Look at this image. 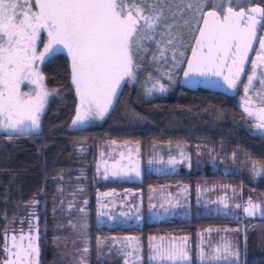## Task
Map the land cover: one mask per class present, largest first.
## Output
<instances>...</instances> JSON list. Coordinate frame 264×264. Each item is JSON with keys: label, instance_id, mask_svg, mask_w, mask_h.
Instances as JSON below:
<instances>
[{"label": "snow or ice", "instance_id": "1", "mask_svg": "<svg viewBox=\"0 0 264 264\" xmlns=\"http://www.w3.org/2000/svg\"><path fill=\"white\" fill-rule=\"evenodd\" d=\"M148 41L156 44L153 62L163 60L168 63L170 54L173 68L186 65L182 69L183 83L189 86L216 83L210 78L217 77L227 88L235 89L250 61L245 93L254 82L258 81L259 88L255 101L246 100L244 111L258 120L255 128L264 137V0L260 3L254 0H0V129L19 135L40 133L49 98L59 93L48 90L38 64L55 63L61 54H66L70 85L78 99L71 126L104 120L117 100L122 84L137 82ZM256 43L258 48L254 47ZM38 45L43 46L42 50H38ZM189 51L190 56L186 55ZM254 51L255 58H251ZM167 76L174 82L171 72ZM25 82L35 86L32 91H21V84ZM148 83L151 87L145 90L149 96L168 91V85L151 73L145 85ZM255 103L260 107H254ZM111 143L116 145V141ZM123 147L129 148L128 155L120 152V159L112 164L110 172L104 161V179H108L109 174L116 178L133 173L137 177L141 175L138 142L134 148L137 158H133V149L128 142ZM180 157L177 160L175 156H169L167 161L160 157L159 162L174 166L189 159L183 151ZM125 159L127 164L121 165ZM153 162L152 159L148 161L150 165ZM36 203L38 201H31L29 206ZM60 203L63 205L64 201ZM83 203L87 205L88 201ZM166 203L171 208L165 204L159 206L164 213L179 206L178 202ZM220 203L225 202L221 199ZM107 207L103 200L99 201L98 219L108 215L104 211ZM156 207L150 204L149 210ZM73 210L82 218L87 216L84 207L77 208L74 200L67 201L69 216ZM243 211L253 216L261 211V203L249 198ZM120 215L127 217L129 214ZM32 219H35L34 213ZM32 219L28 221L27 231L21 227L18 232L13 229L14 234L10 237L5 235L3 251L8 258L3 264H38L39 236L34 234L38 229ZM108 219L116 221L114 216ZM20 223L23 225L24 220ZM68 226L76 230L78 224L69 219ZM79 228L86 236L87 223H80ZM188 243L187 237L181 240L149 237L148 261L150 264H192ZM203 244L202 239L198 245L200 264L206 258L214 262L235 260L239 256L231 241H223L214 249L215 254L209 252L207 257ZM105 245H122L116 251L125 256L141 250L138 237H97V249L101 250ZM208 246L211 249L210 241ZM82 251H89L86 239Z\"/></svg>", "mask_w": 264, "mask_h": 264}, {"label": "trees", "instance_id": "2", "mask_svg": "<svg viewBox=\"0 0 264 264\" xmlns=\"http://www.w3.org/2000/svg\"><path fill=\"white\" fill-rule=\"evenodd\" d=\"M254 2L260 3L261 0ZM150 57V50L143 54L137 82L122 84L117 100L104 120L78 127L70 125L76 97L70 85L66 55L61 54L55 63H41L40 70L45 76L48 90H55L59 94L49 98L42 116L40 133L19 135L0 132V245L1 230L17 217L24 220V214L31 210L35 213L34 225L38 229L39 264H54L50 208L55 185L69 176L80 177L79 181L88 193L87 264H96L97 237L139 235L143 242L144 264V240L148 235H187L193 240L195 234L204 227L225 226L240 229L239 264H264V242L261 247L258 245L259 258L255 261L249 260L244 247L248 231L253 232L256 239H264V219L191 215L172 221L144 220L145 195L150 188L185 185L189 188L191 208L195 189L215 183L243 184L264 194V168L255 184L233 173L144 172V150L154 142L176 144L187 149L190 155H193V146L201 143L222 154L235 153L238 157L245 154L261 166L264 165L263 139L232 124L234 110L227 100H219L214 92L199 87L189 90L179 86L177 80L182 68L177 71L174 82L162 81L168 85L167 92L146 95L142 83L147 70L151 69ZM104 141L138 142L141 146V175L136 179H97L94 174L95 154L97 146ZM122 191L136 194L142 216L140 223H99L97 193ZM31 201L38 203L30 207ZM24 225L28 226V223L24 221Z\"/></svg>", "mask_w": 264, "mask_h": 264}, {"label": "rangeland", "instance_id": "3", "mask_svg": "<svg viewBox=\"0 0 264 264\" xmlns=\"http://www.w3.org/2000/svg\"><path fill=\"white\" fill-rule=\"evenodd\" d=\"M157 39H159V37H157ZM145 43L148 48L147 52L149 53V50L151 52V57H150L151 58L150 59L151 69L149 71L147 70V73L145 74V78L142 83L143 91L146 94L145 88L151 87V83H148L147 85H145V81L147 80L149 73H151L153 77L159 78L161 82L163 80L168 81V82H173L168 79L167 74L171 72L175 80V78L178 75L177 71H179L183 65H181L180 68H173L172 61L170 59V54H169L168 63H165L163 60L159 61V63L153 62L152 55L153 53L156 52V44L151 41H148ZM42 47H43L42 45H38V50H42ZM40 65L41 63L38 64L39 68H40ZM34 87H35L34 85H30L27 82H25L24 84H21V91L30 92L33 90ZM77 104H78V99L76 97L75 111H76ZM74 118H75V112H74V116L72 120ZM96 121L97 120L89 121L81 126L89 125ZM0 132L7 133L2 129H0ZM9 134H13V133H9ZM111 142L112 141H104L102 142L103 144L101 143L102 145L99 144L97 146L95 159L97 161V166H99L100 172H104V169L106 166L104 161H107V167L109 168V172H110L112 164L116 160L120 159L119 157L120 152H124L125 156L128 155L129 148L123 147L125 142H128L129 146L133 149V152H132L133 158H137L135 156V151H134V148L137 145V143L129 142V141H116V145H112ZM138 146L140 148V155L138 158H140L141 146L139 144ZM192 150H193V155H190L187 149L185 150L184 148L176 144H172L170 142L151 143L144 150V164H143L144 171L155 170V172L157 173H179L183 171L184 172L188 171V172H193V173H202V174L213 173V172L233 173V174H239L242 180L249 182L251 184H255L258 181V179L261 177V175L263 174L260 163L249 158L245 154H242L241 157L236 156V154L235 156H233V153H230L229 155H226V156L220 153L218 155L217 154L218 151L217 152L213 151L211 147H208L201 143L195 144ZM181 151H183L184 154L189 158L183 163H177L176 165L173 166V165H168L166 163L159 162L160 157H162L165 161H167L169 156H175L177 160H180ZM101 153H103V156L101 155ZM150 159L154 160V162L151 165L148 163ZM123 161L120 162L121 165H124L127 162L126 159ZM189 164L191 165V167H189ZM254 164L256 165L255 169L253 168ZM112 178L117 179L116 177H112L109 174L108 179H112ZM119 178L128 179L127 177H119ZM79 179L80 177H69L68 176L66 177L65 180H63V182L57 183L55 185V195H54V198L52 199L53 204L50 208L51 233L53 235L52 246L55 250L54 264H81L82 260H83V264H87L88 252L84 253L82 251V249L85 247V239L87 240V235L85 236L84 232H82L79 228L80 223H84V222L87 223V216L82 218L81 214L79 212H76L75 210H73L72 215L69 216V214L66 211L67 201L69 200H74L77 208L84 207L86 209V205L83 203V201L87 200L88 193L85 190L84 184L81 181H79ZM220 187H222V189L224 187L225 189L221 190ZM244 187L245 186L243 184L234 185L233 188L231 186L230 187L231 192H228V186H221V183H215L214 186L208 190L207 188H209V186L202 187L203 189L201 190L202 192L196 193V201L198 203L197 207L204 206L209 212H210L209 208L214 207L217 213L220 214L221 216L230 215L236 219L241 217V218L248 220L249 218H246L240 215V211H239L240 207L239 208L236 207L237 204H241V202L243 203V201L246 199L247 193L249 192V190ZM159 188H164V187H159ZM72 193H75V195L73 196ZM249 194L252 195L253 193L250 191ZM118 196L119 197H117V199L113 197L115 200L112 199L111 201H123L124 202L128 200L131 201L133 199L130 196L128 197V200L126 199L124 200V198L122 199L121 193ZM221 199L224 200L225 202L224 204L220 203ZM61 200L64 201L63 205H61L60 203ZM100 200L101 199L96 200L97 208H99ZM159 200L160 198L158 199V201ZM193 200L194 198H192V201ZM156 201H157V198H156ZM260 201L264 208V195L262 194L260 195ZM225 204H227L228 207H225ZM177 207H180V204ZM127 211L129 214V209H126L125 207V208H121L119 211H117V213L118 215H120V213H127ZM204 211L196 210V213H199V212L204 213ZM86 212L88 213L87 209H86ZM33 213L34 212L30 210L28 211V213L24 214L25 223H28L29 219H32ZM181 214L182 213H179V215L176 214L175 216H181ZM204 214H208V213H204ZM128 216H130V214ZM120 217L122 218L121 215ZM123 217H124V219H122L123 221L117 219L118 222L122 224L129 223V221H126L125 219L126 217L125 216ZM19 218L20 217H17L13 219V221L9 222L1 230L2 235H5L9 233L10 231L13 233L12 231L13 229L19 230L18 228L24 227L25 225L23 226L21 224L20 226H18V224L21 222ZM69 219H73V221L78 224V227L76 230H73L71 227L68 226ZM32 223H33V219H32ZM85 231H86V234H88V226ZM247 234L248 235L246 236L244 247L246 249V253H247L249 260L255 261L259 258L258 245L259 247H261L260 245L263 244L264 239H262L261 237L260 239L259 238L256 239L255 238L256 235L253 234V232L251 231H248ZM238 235L240 236V233ZM240 242H241L240 238H238L237 248L239 251H240ZM98 258H99V261H98L99 264H102L103 261H105L104 258L100 257V255ZM109 262L110 264L112 263L117 264L115 261L113 262L109 261Z\"/></svg>", "mask_w": 264, "mask_h": 264}, {"label": "crops", "instance_id": "4", "mask_svg": "<svg viewBox=\"0 0 264 264\" xmlns=\"http://www.w3.org/2000/svg\"><path fill=\"white\" fill-rule=\"evenodd\" d=\"M125 164H127V162ZM97 168H98L97 161L95 159L94 174H95L97 179L105 180L104 179V172H100V171L98 172ZM143 169H144V165H143ZM140 170H142V164L141 163H140ZM144 172L145 173H157V172H155V170H146ZM98 173H99V175H98ZM126 177L128 179H136L137 178V176L134 173L129 175V176H126ZM112 179H114V178H112ZM213 186H214V184L209 185V188H207V190L211 189ZM221 186H228V192H231L230 187L232 186V188H233L234 185L221 184ZM220 189L223 190L225 188L223 187V189H222V187H220ZM201 190H203V189L202 188H199V189L196 188L195 189V191H194L195 195L193 196V198H194L193 207L191 208L189 188L187 187V189L185 190V185L174 184V185H169V186L164 187V188H150L145 195L144 215H143L144 220L146 222L167 221V220L172 221V220H179V219L188 218L191 215H193V216H221L220 214L217 213V211L215 210L214 207L209 208L210 212L204 206L203 207L202 206L197 207L198 203L196 201V193L202 192ZM103 193H108L109 195L108 196H102ZM120 193H121L122 199L124 198V200L125 199L128 200V197H130V196L133 199L131 201L128 200V201H124V202L123 201H111L112 199L115 200L114 198L117 199V197H119L118 195ZM150 197H151V199H150ZM156 198H157V201H156ZM159 198H160V200L158 201ZM97 199H101V200H103L104 203L108 204V207L104 209V211L108 215L104 216V217H100L98 219L99 223H102V224H120V225H131V224L137 225L140 223L142 216H141L140 209H139V200L136 197V194L134 192H130V191L100 192V193H97L96 200ZM166 201H171V204H177V202H178V204H180V207L172 208L169 213H164L163 209H161L159 206L161 204H165V207L171 208V205L166 203ZM150 204H155L157 206L156 209L150 211L149 210ZM125 207H126V209H129L130 216H128V218L127 217L125 218L126 221H129V223L122 224V223L118 222L117 219L123 221L122 219H124V217L122 216V218H121L120 215H118L117 211H119L121 208H125ZM137 209H139L138 212H137ZM196 210H199V211L205 210L204 213H208V214H204V213H200V212L196 213ZM97 211H98V208H97ZM127 213H128V211H127ZM179 213H182L181 216H175L176 214L179 215ZM109 216L116 217V221L115 222L110 221L108 219ZM227 216H230V215H227ZM136 217H140V219H136ZM238 231L240 233V229H238L236 227H227V226H225V227H204V228L200 229L195 234L193 240L190 239V237L187 235H180V236L157 235V234L148 235L144 240V249H145L144 250V262H145L144 264H150V262L148 261L149 237H152V236L161 237V236H163L166 239H176V240H181V239L187 237L188 242H189L188 247L190 249V257L192 260V264H200V261H199L200 248H198V245L200 244L202 239L204 241L203 248H204L205 256L207 257L209 252H212L213 254H215L214 249L217 246H219L225 240L231 241L232 243H234L236 246V249L238 250V248H237L238 238H240V241H241V234L239 236ZM111 237H117V238L138 237L141 240V250L139 253H134L131 256H125V255H122L121 253L116 251V248L122 247V245H115L114 247L109 246V245H105L101 250H98L97 249V238H96V240H95V261H96V264H99V262H98L99 261V258H98L99 255H100V257L104 258V260H105V261H103L102 264H110L109 261H112V262L115 261L117 264H125V262H126V264H143V262H142L143 261V256H142L143 242H142V239L139 235H108V236H104L101 238L110 239ZM209 241L211 242V246H212L211 249L208 246ZM110 247H112V250H109ZM129 251H130V249H129ZM221 256H223V253H221ZM203 264H239V256L235 260H232V258H229V260L221 259L219 261H214V262L210 261L209 259L206 258L204 260Z\"/></svg>", "mask_w": 264, "mask_h": 264}, {"label": "flooded vegetation", "instance_id": "5", "mask_svg": "<svg viewBox=\"0 0 264 264\" xmlns=\"http://www.w3.org/2000/svg\"><path fill=\"white\" fill-rule=\"evenodd\" d=\"M256 3V2H255ZM255 48H258L259 45L256 43L254 45ZM187 55V53H186ZM255 51L250 54L251 58H255ZM250 68H251V63L246 65V70L244 73L241 74L240 80L237 82V87L235 89H229L227 88V85L223 83V81L220 78L216 77L217 84H216V89L213 90L218 97L219 100H227L229 102V105L231 109L234 110V119L232 124L236 125L240 128H242L244 131L253 134L261 139H263L264 142V137L261 136V134L258 132V130L255 128V125L258 123V120L254 116H248L247 113L244 111V108L246 106V100L251 98L253 101L256 100L257 96V89L259 88V83L254 82L253 87L249 90V92L246 94L245 93V85L247 84V76L250 74ZM205 90V89H204ZM210 91V90H207ZM254 107H260L259 103H255L253 105ZM220 152H217L219 155ZM222 154V153H220ZM226 156V154H223ZM262 176V175H261ZM251 191L253 194L250 195L249 192L247 193L246 199L241 202V207L239 208L240 210V215L244 216L246 218H249L250 220H257V219H264V208L262 206V203L260 201V195H264L263 193L257 192L255 189L252 188H247L244 187ZM249 198H252L254 202L256 203H261V211L257 212L253 216H248L246 213H244L243 208L247 206V201ZM35 222V219H33V224ZM25 231H27L28 227L24 226L23 227ZM20 229V228H18ZM18 232V230H17ZM11 231L7 233V235L10 237L13 235ZM6 235V234H5ZM5 235H2V240H1V245H0V264H3V262L8 258L7 253L3 251L4 245H5ZM38 235V234H37Z\"/></svg>", "mask_w": 264, "mask_h": 264}, {"label": "water", "instance_id": "6", "mask_svg": "<svg viewBox=\"0 0 264 264\" xmlns=\"http://www.w3.org/2000/svg\"><path fill=\"white\" fill-rule=\"evenodd\" d=\"M187 55L190 56V51L187 53ZM184 67H186V65H183L182 69ZM182 69H181L180 75H179L178 80H177V83H178L179 86L184 87V88H187L189 90H193L196 87H199V88L205 89V90H210V91H213V90L216 89V84H217L216 77L210 78L211 80L216 81V83H200V84H196V85H192V86H189V85L183 83L184 77H183V71H182ZM200 79H203V78H200ZM34 234H38V233H34ZM37 260H38V258H37ZM38 264H39V260H38Z\"/></svg>", "mask_w": 264, "mask_h": 264}]
</instances>
